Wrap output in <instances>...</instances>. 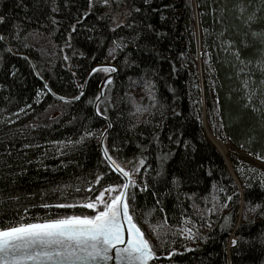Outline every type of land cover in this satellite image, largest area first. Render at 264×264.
Returning <instances> with one entry per match:
<instances>
[{
    "label": "trees",
    "instance_id": "16d2710c",
    "mask_svg": "<svg viewBox=\"0 0 264 264\" xmlns=\"http://www.w3.org/2000/svg\"><path fill=\"white\" fill-rule=\"evenodd\" d=\"M196 8L201 64L194 0H0L12 49L0 39V228L95 214L87 198L123 184L103 157L106 123L93 109L103 73L82 99L64 102L17 54L68 97L93 65L112 61L119 72L100 105L112 124L107 144L135 174L131 211L156 254L177 250L175 264H264V167L241 152L264 158V0ZM204 113L211 133L232 143L235 176Z\"/></svg>",
    "mask_w": 264,
    "mask_h": 264
},
{
    "label": "snow or ice",
    "instance_id": "6c2138e0",
    "mask_svg": "<svg viewBox=\"0 0 264 264\" xmlns=\"http://www.w3.org/2000/svg\"><path fill=\"white\" fill-rule=\"evenodd\" d=\"M103 3L108 5L110 0H103ZM135 11H139V9H135ZM3 19L4 17L0 16V21ZM252 19L253 17H249V20ZM127 26L132 27V25ZM116 27H120V24L117 23ZM0 39H4V37L0 36ZM122 47L124 45L116 43V48ZM112 51H115V48ZM237 59H239V55H237ZM96 71L112 73L117 69L112 66H103L93 69V72ZM107 83L111 84L112 80L109 78ZM81 87L83 86L81 85ZM244 87H248L247 82ZM79 98L76 96L72 99L78 100ZM252 98V95L249 94V103ZM61 99L66 98L61 97ZM99 99V96L96 97L97 101ZM89 102L93 103V101ZM97 111L99 112V105H97ZM137 111H140L139 106ZM92 135L94 133H85V136ZM84 139L85 137L82 136L80 142H83ZM104 155L111 162L112 167L125 177L126 182L122 185H109L103 188L95 199L87 198L88 202L82 206L94 209L95 214L63 216L43 222L20 223L0 228V264H104L113 258L119 264H149V261L156 256V252L137 223L131 211L132 205L129 203L130 198L133 200L135 198L134 193L131 197L129 195L130 189L136 186L133 173L126 170L112 157L106 145ZM139 166H143V159ZM95 183L99 184L100 178ZM146 187L145 182V186L140 191H145ZM106 194L113 195H110L109 199H105ZM229 199L231 198L229 197ZM59 207L75 208L77 205H59ZM208 211L210 212L211 209ZM185 219L186 221L190 220V217H185ZM153 227L158 229L159 226ZM183 233H187L189 238H195L192 228L185 227ZM236 243L237 241L234 240L233 244ZM113 251L115 257H113Z\"/></svg>",
    "mask_w": 264,
    "mask_h": 264
},
{
    "label": "water",
    "instance_id": "95a60500",
    "mask_svg": "<svg viewBox=\"0 0 264 264\" xmlns=\"http://www.w3.org/2000/svg\"><path fill=\"white\" fill-rule=\"evenodd\" d=\"M196 24H197V35H198V44H197V45H198V49L200 50V49H201V33H200V24H199V19H198V17H196ZM0 36H3V34H2L1 32H0ZM3 37H4V36H3ZM2 40H3L5 43H7L8 46L10 47L9 43H8L7 41H5V39H2ZM10 49H11V47H10ZM11 50H12V49H11ZM17 55H20V56L26 57V58L30 61V63H31V65H32V67H33V69H34V71H35L37 77L42 81V83L45 85L46 90H47L50 94H52L55 98H57V99H59V100L68 101V102L78 101V100H80V99L83 98V96L85 95L86 90H87L88 82H89V80H90L92 74L94 73V72H93V69H98V68H101V67H103V66H112V67H115V68L117 69V71L112 72V73L105 72V75H104L103 79H102V80L100 81V83H99V92H98L97 97L99 96L100 99H99L98 101L95 99L93 109H94L95 114H96L100 119H102L104 122H106V124H107V127L105 128V130H104V132L102 133L101 138H100V146H101V151H102L103 157H104L105 161L108 163V165H109V166H110V167H111V168H112L117 174H119V175L122 177V179H123V183H125V182H126L125 177H124L121 173L117 172V171L115 170V168L112 167L111 162L108 161V160L105 158V155H104V147H105V145H106L107 148H108V150H109V147H108V144H107V136H108V134H109V132H110V129H111V127H112V124H111L110 119H109L107 116H105L104 114L101 115L102 112H101V110H100V103H101V101L103 100V98H104V96H105V94H106V90H107L108 85H109V84L107 83V81H108L109 78L113 81L114 77H115V76L117 75V73L119 72V67H118V65L116 64V62H115V63H111V62H102V63H97V64L93 65V66L90 68V70H89V72H88V74H87V76H86V78H85L84 83H83V84H79V94H78L77 96H79L80 98H79L78 100H73V99H72L73 97L70 98V97H66V96H63V95H60V94L56 93V92L51 88V86L48 84V82L45 81L43 78H41L40 74L38 73V71H37V69H36L35 63L33 62V60H32L27 54H24V53H18ZM81 85H82L83 87H81ZM49 89H50V90H49ZM81 92H83V95H81ZM102 93H103V94H102ZM61 97H64V98H66V99H61ZM75 97H76V96H75ZM97 105H99V112L97 111ZM204 125H205V128H206V132H207V134H208L209 137L212 139V137H211V133L209 132L208 127H207L206 116H205V118H204ZM105 137H106V139H105ZM212 140H213V139H212ZM213 141H214V140H213ZM214 142H215V141H214ZM109 152H110V150H109ZM110 154H111V152H110ZM111 155H112V154H111ZM112 157H113V156H112ZM113 158H114V157H113ZM225 160H226V162H227V165H228L229 169H230L231 172L233 173V170H232V168L230 167V163H229V161H228L226 158H225ZM117 162H118V161H117ZM118 163H119V162H118ZM119 164H120V163H119ZM35 223H36V222H35ZM126 239H127V231H126ZM176 252H177V250H174V251H172V252L169 253V254H162V255H158V254H156V256H155L153 259H158V260H171L172 257L176 254ZM113 257H115V252H114V251H113ZM104 264H119V262L116 261L115 258H113V260H111V261H106V262H104Z\"/></svg>",
    "mask_w": 264,
    "mask_h": 264
},
{
    "label": "rangeland",
    "instance_id": "374dc122",
    "mask_svg": "<svg viewBox=\"0 0 264 264\" xmlns=\"http://www.w3.org/2000/svg\"><path fill=\"white\" fill-rule=\"evenodd\" d=\"M208 130H209V127H208ZM219 140H221L224 143L223 150L225 152L221 149V147L216 142H214L213 140L212 141L218 146V149L220 150V152L222 153L224 158H226L230 163V159H229L228 155H229L230 150H232V143L229 140H226V141H224L222 139H219ZM241 152L251 161V163H254L257 166L259 165V166L264 167V158L263 157H261L259 155H250L249 153H247L245 151H241ZM230 165H231V163H230ZM230 167L232 168V166H230ZM233 174H234V172H233ZM234 176H235V174H234ZM233 241H234V239H232V243H233Z\"/></svg>",
    "mask_w": 264,
    "mask_h": 264
},
{
    "label": "bare ground",
    "instance_id": "6f19581e",
    "mask_svg": "<svg viewBox=\"0 0 264 264\" xmlns=\"http://www.w3.org/2000/svg\"><path fill=\"white\" fill-rule=\"evenodd\" d=\"M109 62H111V63H115V62H112V61H109ZM102 73H103V76L105 75V72L104 71H101ZM95 73V72H94ZM88 74V73H87ZM118 74V73H117ZM93 75V74H92ZM87 76V75H86ZM86 78V77H85ZM115 78V77H114ZM114 80V79H113ZM85 81V80H84ZM113 82V81H112ZM81 84V83H80ZM78 94H79V92H78ZM77 94V95H78ZM52 95V94H51ZM76 95V96H77ZM53 96V95H52ZM64 96V95H63ZM85 96V95H84ZM83 96V97H84ZM54 97V96H53ZM66 97H68V96H66ZM73 97H75V96H73ZM55 98V97H54ZM70 98H72V97H70ZM55 99H57V98H55ZM96 99V98H95ZM57 100H59V99H57ZM61 101H63V100H61ZM79 101V100H78ZM64 102H68V101H64ZM74 102H76V101H74ZM74 102H69V103H74ZM95 102V101H94ZM100 105H101V103H100ZM93 106H94V104H93ZM101 110V109H100ZM105 115V114H104ZM106 116V115H105ZM108 117V116H107ZM109 118V117H108ZM110 119V118H109ZM111 121V120H110ZM106 123V122H105ZM106 127H107V124H106ZM108 137V136H107ZM211 137L213 138V140L221 147V149L223 150V147H224V143L221 141V140H219V138H217V137H215L214 135H212L211 134ZM224 151V150H223ZM225 152V151H224ZM108 164V163H107ZM111 168V167H110ZM112 169V168H111ZM113 170V169H112ZM114 171V170H113ZM119 175V174H118ZM120 176V175H119ZM121 177V176H120ZM134 177V176H133ZM122 178V177H121ZM123 180V179H122Z\"/></svg>",
    "mask_w": 264,
    "mask_h": 264
},
{
    "label": "built area",
    "instance_id": "2783aa9c",
    "mask_svg": "<svg viewBox=\"0 0 264 264\" xmlns=\"http://www.w3.org/2000/svg\"><path fill=\"white\" fill-rule=\"evenodd\" d=\"M165 264H173L172 262H167V263H165Z\"/></svg>",
    "mask_w": 264,
    "mask_h": 264
}]
</instances>
